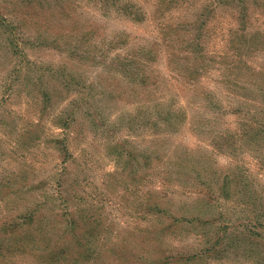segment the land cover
<instances>
[{"label":"rangeland","instance_id":"obj_1","mask_svg":"<svg viewBox=\"0 0 264 264\" xmlns=\"http://www.w3.org/2000/svg\"><path fill=\"white\" fill-rule=\"evenodd\" d=\"M0 264H264V0H0Z\"/></svg>","mask_w":264,"mask_h":264}]
</instances>
